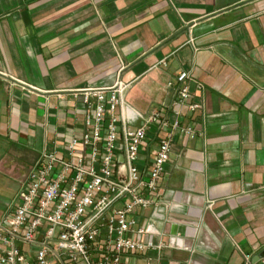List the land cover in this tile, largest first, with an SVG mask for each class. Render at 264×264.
Here are the masks:
<instances>
[{
    "label": "crops",
    "instance_id": "obj_1",
    "mask_svg": "<svg viewBox=\"0 0 264 264\" xmlns=\"http://www.w3.org/2000/svg\"><path fill=\"white\" fill-rule=\"evenodd\" d=\"M182 71L198 108L177 119L195 135L173 133L156 204L135 212L154 248L122 260L261 264L264 0H0V221L40 156L81 135L80 91L119 80L120 120L173 122ZM169 131H146L141 173Z\"/></svg>",
    "mask_w": 264,
    "mask_h": 264
},
{
    "label": "built area",
    "instance_id": "obj_2",
    "mask_svg": "<svg viewBox=\"0 0 264 264\" xmlns=\"http://www.w3.org/2000/svg\"><path fill=\"white\" fill-rule=\"evenodd\" d=\"M174 80L176 119L152 112L135 128L120 120L127 84L80 91L83 131L31 168L13 214L0 221V264H130L122 257L154 248L150 239L139 240L148 231L137 226L135 212L156 204L173 133L195 135L177 119L180 107L198 108L190 103V74L182 71ZM151 126L170 131L141 173L138 155Z\"/></svg>",
    "mask_w": 264,
    "mask_h": 264
},
{
    "label": "water",
    "instance_id": "obj_3",
    "mask_svg": "<svg viewBox=\"0 0 264 264\" xmlns=\"http://www.w3.org/2000/svg\"><path fill=\"white\" fill-rule=\"evenodd\" d=\"M262 258H264V250H262L261 253H259V255L255 256V260L259 261Z\"/></svg>",
    "mask_w": 264,
    "mask_h": 264
}]
</instances>
